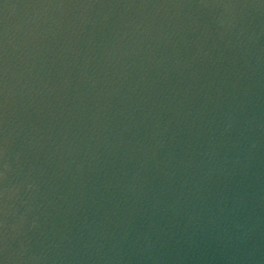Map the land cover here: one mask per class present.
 Instances as JSON below:
<instances>
[{
  "label": "water",
  "instance_id": "water-1",
  "mask_svg": "<svg viewBox=\"0 0 264 264\" xmlns=\"http://www.w3.org/2000/svg\"><path fill=\"white\" fill-rule=\"evenodd\" d=\"M0 264H264V0H0Z\"/></svg>",
  "mask_w": 264,
  "mask_h": 264
}]
</instances>
